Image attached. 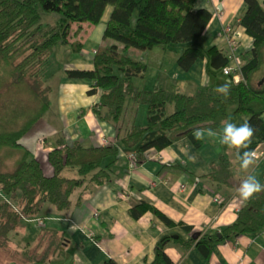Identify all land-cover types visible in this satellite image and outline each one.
<instances>
[{
  "label": "trees",
  "instance_id": "16d2710c",
  "mask_svg": "<svg viewBox=\"0 0 264 264\" xmlns=\"http://www.w3.org/2000/svg\"><path fill=\"white\" fill-rule=\"evenodd\" d=\"M199 0H0V89L21 86L23 95L15 94L12 101L0 107V248L12 240L23 220L39 216L47 204L59 213L68 214L81 206L93 186L109 183L114 177L112 163L121 150L133 153L131 160L141 165L149 160L152 149L163 150L183 138L196 147L203 146L192 136L196 127L219 131L228 119L232 106L236 114L248 115L255 129L250 150L264 143V0H245L241 24L253 38V47L241 55L239 82L228 76L230 95L225 100L215 92L218 86L201 87L194 93L170 90L163 84L151 89L136 85L135 78H145L149 63L128 53L129 47L151 50L186 43L178 58L184 70H190L199 58H206L209 67L222 70L228 56L215 45L202 43L212 12L197 8ZM109 7L112 13L104 38L117 43L102 45L96 51L94 68L71 69L67 76L92 81L90 94L99 91L100 100L89 108L102 121L112 124L115 142L88 146L77 140L65 144L60 137L58 146L48 152L45 163L32 155L24 144L25 137L50 109L51 85L48 66L59 44L73 52L83 49L82 35L89 25H98ZM118 42L125 45L121 50ZM30 100L21 106L18 100ZM140 105L147 107L146 120L139 121ZM171 106V111H169ZM11 161H10V160ZM111 160L110 162H108ZM212 169L203 177L215 186L235 192L244 178L238 172L239 162L228 154L213 160ZM171 166H180L179 163ZM186 170V168H184ZM2 194V195H1ZM131 214L140 218L152 211L167 224L176 223L158 208L145 202L133 206ZM264 227V192L243 203L236 221L222 231L206 234L186 245L197 246L209 257L214 245L234 239ZM55 233L54 241L60 237ZM64 239L46 248L43 258L23 250L12 252L13 259L28 262L46 260L59 254ZM183 241L171 235L163 236L155 247V260L150 264H176L167 246ZM104 264H120L109 260Z\"/></svg>",
  "mask_w": 264,
  "mask_h": 264
},
{
  "label": "crops",
  "instance_id": "0c3cea01",
  "mask_svg": "<svg viewBox=\"0 0 264 264\" xmlns=\"http://www.w3.org/2000/svg\"><path fill=\"white\" fill-rule=\"evenodd\" d=\"M245 7V0H199L198 9L206 8L212 12L202 44L207 47L215 45L227 54L229 43L221 32L231 27L240 42V57L244 51L251 49L253 38L241 24ZM112 10V7L108 8L100 24L86 27L90 34L93 28L105 24L102 35H86L88 33L85 30L82 35V51L76 53L69 46L60 47L67 54L63 57V70L60 75H50V79L59 78L55 86L49 81L52 87L50 95L54 92L56 94L58 114L48 122L43 121L45 123L33 131L35 127L24 140L32 155L46 164L47 173L52 172L48 164V150L58 146L60 137L69 145L79 140L88 146H101L102 134L116 132L112 124L100 120L92 110L87 109L100 100L101 95L100 91L93 95L89 93L92 81L67 76V71L71 69L94 68L95 50L104 40V31ZM171 48L157 46L149 50L151 55L159 56L161 66L156 69V75L164 87L174 90L170 87L173 85L178 90L185 89L182 91L194 93L201 87L230 83L222 70L209 67L206 58H199L190 70H184L178 63L183 50L174 51ZM153 59L150 58L151 64L149 60L144 61L152 65ZM142 113L140 108L139 117ZM249 118L248 115L236 114L234 109L227 120L239 126ZM221 131L222 127L216 132ZM40 137H46L47 142L39 144ZM202 142L203 146L198 148L186 137L163 150L152 149L148 152L149 160L141 165H136L121 150L117 160L112 163V181L102 186H93L81 206L74 207L68 214H62L47 204L39 215L47 217V220L52 217L45 226H40L38 222L33 224L36 220L34 218L31 222L34 227H29L30 222L25 219L19 229L14 231V235L10 233L13 242L22 245L16 251H23V247L28 245L38 254L45 252L49 244L57 245L55 242L62 238L61 253H55L46 260L23 262L8 258L0 252L3 254V257L0 254V264H104L109 260L120 264H150L155 260L157 242L166 235H179L183 238L184 242H171L166 249L176 264H264V227L257 232L216 243L209 257L200 250L197 242L191 246L186 245L192 238L197 239L193 236L196 233H201L198 236L201 239L206 234L220 232L234 223L243 205L237 194L239 187L232 192L215 186L203 177L212 169L213 160L228 154L234 161L235 153L229 152L219 142V135H206ZM260 146L264 149V143ZM190 155L197 157L195 162L189 159ZM175 163L180 166H171ZM237 173L245 176L240 168ZM251 174L261 184L264 183V168L259 162ZM142 202L158 208L176 225L167 224L152 211L145 212L140 218L133 217L130 209ZM30 231L34 236H28ZM56 232H59L57 236L60 238L54 241Z\"/></svg>",
  "mask_w": 264,
  "mask_h": 264
},
{
  "label": "rangeland",
  "instance_id": "374dc122",
  "mask_svg": "<svg viewBox=\"0 0 264 264\" xmlns=\"http://www.w3.org/2000/svg\"><path fill=\"white\" fill-rule=\"evenodd\" d=\"M104 26H105V24H101L100 26H99V28H93L92 29V31H93V33H88V31H87V29H85L86 30V32L88 33V34H86V35H102V32H103V30H104ZM97 32H101V34H98ZM105 32V31H104ZM225 38V37H224ZM226 40H227V38H226ZM103 43V44H102ZM102 43H100L98 46H97V49L95 50V53H96V51L98 50V48L100 47V46H102V45H106V44H108V45H111L112 43H117L116 42V40H114V39H112V38H109V39H105L104 38V40H103V42ZM118 44H119V46H120V48H121V50H125V49H127V48H125V45L123 44V43H121V42H118ZM185 45H186V43H178V44H174L173 46H171L172 48V50H174V51H181V50H184V48H185ZM62 46V44H59L58 46H57V49H56V51H55V53L53 54V56H52V58H51V62H50V65L48 66V72L50 73V75L51 76H54L55 74H61L60 72L63 70V59H65V58H63V57H66L67 56V54L65 53L66 52V50L65 51H63V50H61L60 49V47ZM65 47H66V45H64ZM165 47V46H164ZM229 48H230V45H229ZM228 48V51H227V53L230 51V49ZM128 53L131 55V56H133V57H135V58H138V59H141V60H149V63L151 64V61H150V58L151 57H154V59H153V62H152V65H149V71H148V74H147V76L145 77V79H143V78H141L140 80H138L139 78H135V83L140 87V88H143V89H151V88H154V87H156L157 85H154V84H156V83H159V82H161L160 81V78H159V76L158 75H156V73H157V68L158 67H160L161 66V63H160V59H159V56L157 55V54H153V55H151V52L149 51V50H141V49H138V48H135V47H129L128 49ZM151 55V56H150ZM217 77H222L223 79H225L226 77L224 76V75H218ZM161 79L163 80V76L161 77ZM58 81H59V78L57 79V78H55V77H53V78H51L50 79V83L52 84V86H55L57 83H58ZM234 81H235V78H234ZM163 82V81H162ZM49 83V82H48ZM216 86H221V85H219V84H217ZM21 86H19V84H17V85H10V87H5V88H1L0 89V107H2L3 105H5V103L7 102V101H12V93H11V91H13V89L15 90V89H18L19 90V92L18 91H15V94H20V97H21V95H23V93H22V90H20L19 88H20ZM170 87L172 88V89H175L176 87L175 86H173V85H170ZM176 89H178V88H176ZM180 90V89H179ZM182 90H185V89H182ZM182 90H180V91H182ZM186 91V90H185ZM182 92H184V91H182ZM55 92H54V94H52V95H50L49 97L51 98L50 100V102H51V108L46 112V114L43 116V118L41 119V120H39L38 121V124H36V128L33 130V131H35L37 128H39L40 126H41V124L42 123H45V122H48L49 121V119H51L52 117H55L56 116V114H58L57 113V101H56V98H55ZM99 98H101L100 96H99ZM99 101V100H98ZM98 101H96L95 103H97ZM21 106H23V105H29L30 104V100L28 99L27 101H25V100H18L17 101ZM235 107L236 106H232L231 108H230V111H233L234 109H235ZM140 108L143 110V113H142V116L139 118V121L138 122H140V123H142L143 121H145L146 120V114H147V107L144 105H140ZM172 109H171V106H169V111H171ZM172 112V111H171ZM43 121H45V122H43ZM38 125V126H37ZM29 135V134H28ZM115 139H116V132H112V133H108V134H102V136H101V144L103 145V146H105V145H109V144H111V143H113V142H115ZM45 142H47L46 141V137H40L39 139H38V143L39 144H45ZM50 150H48V152H49ZM125 152V151H124ZM126 153V152H125ZM257 154H258V157H259V164L260 165H262V168H264V149L260 146L259 147V150H258V152H257ZM126 155H127V157L129 158V159H133L132 158V156H133V153H126ZM10 160V159H9ZM11 161V160H10ZM264 184V183H263ZM218 201V200H217ZM35 218V217H34ZM34 218H27L26 220L27 221H29L30 223L28 224L29 225V227L31 226V227H34L33 226V224H36V222H37V220H39V221H44L43 223H41L40 224V222L38 221V224L40 225V226H42V225H46L49 221H51V218L52 217H50L49 218V220H47L48 218L47 217H36V220L35 221H33V219ZM54 219H56V217H54ZM53 220V219H52ZM33 221V222H32ZM26 222V221H25ZM31 222L33 223V224H31ZM23 224H26V223H23ZM31 229V228H30ZM11 235H14V231L13 232H11ZM29 237L31 236H34V234L30 231L29 232V235H28ZM14 240H15V237H14ZM28 245H25L24 247H23V249L24 250H26V251H28L29 253H30V255H31V253L32 254H34L35 256H40L41 258H43L44 257V255L46 254V251L47 250H45V252H38V254L34 251V248L33 247H31V246H28ZM22 247V245L20 246L18 243H14L13 242V240H10L8 243H7V245H6V248L5 249H1L0 248V252H2L3 254H5L8 258H14L16 255H14V253H12V252H15L18 248H21ZM62 252V250L60 251V253ZM2 253H0L1 254V256L3 257V254ZM6 256H4V257H6ZM38 258V257H37Z\"/></svg>",
  "mask_w": 264,
  "mask_h": 264
},
{
  "label": "clouds",
  "instance_id": "9594fccd",
  "mask_svg": "<svg viewBox=\"0 0 264 264\" xmlns=\"http://www.w3.org/2000/svg\"><path fill=\"white\" fill-rule=\"evenodd\" d=\"M229 69L225 68V74ZM215 92L222 95L225 100L230 95V87L227 83L218 86ZM222 131L217 133L212 128L196 127L192 131V136L197 141H203L205 136L216 137L219 135V142L224 145L229 152L235 153V159L239 162L240 169L245 173L237 189L238 198L242 203L250 202L258 194L264 192V184L251 174V170L258 165L259 157L255 150H250L252 138L255 129L252 125L245 121L241 125H237L230 120L222 121ZM189 159L195 162L196 156H189Z\"/></svg>",
  "mask_w": 264,
  "mask_h": 264
},
{
  "label": "built area",
  "instance_id": "2783aa9c",
  "mask_svg": "<svg viewBox=\"0 0 264 264\" xmlns=\"http://www.w3.org/2000/svg\"><path fill=\"white\" fill-rule=\"evenodd\" d=\"M221 34H223V36L227 38L228 43L230 45V48H229L230 51L228 52L229 63L226 66L229 69V71L227 72V75L235 78L236 81H239L242 78V75L240 72L241 71V68H240L241 61H240V52H239V49H240L239 39L237 35L233 34L231 27H227L223 29ZM225 68H224V72H225ZM258 150H259V147L255 149L256 152H258ZM38 221L39 220H37V222ZM39 222L41 224L44 221L41 220Z\"/></svg>",
  "mask_w": 264,
  "mask_h": 264
},
{
  "label": "bare ground",
  "instance_id": "6f19581e",
  "mask_svg": "<svg viewBox=\"0 0 264 264\" xmlns=\"http://www.w3.org/2000/svg\"><path fill=\"white\" fill-rule=\"evenodd\" d=\"M227 56H228V53H227ZM241 58V57H240ZM229 59V58H228ZM240 61H241V59H240ZM225 68V67H224ZM223 73L225 74V72H224V69H223ZM226 76H229V75H227V74H225ZM231 77V76H230ZM242 79V78H241ZM241 79L239 80V81H241ZM236 81V80H235ZM239 81H236V82H239ZM200 235H201V233H200ZM179 235H177V237H178ZM172 237H174V236H172ZM176 237V238H177ZM175 238V237H174ZM197 238H199V237H197Z\"/></svg>",
  "mask_w": 264,
  "mask_h": 264
},
{
  "label": "water",
  "instance_id": "95a60500",
  "mask_svg": "<svg viewBox=\"0 0 264 264\" xmlns=\"http://www.w3.org/2000/svg\"><path fill=\"white\" fill-rule=\"evenodd\" d=\"M195 238H197L198 236H200V233H196L193 235ZM175 238L177 237V235L174 236Z\"/></svg>",
  "mask_w": 264,
  "mask_h": 264
}]
</instances>
